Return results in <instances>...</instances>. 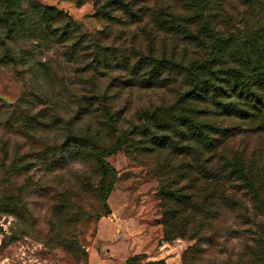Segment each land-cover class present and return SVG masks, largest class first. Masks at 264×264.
I'll return each mask as SVG.
<instances>
[{"label": "rangeland", "instance_id": "rangeland-1", "mask_svg": "<svg viewBox=\"0 0 264 264\" xmlns=\"http://www.w3.org/2000/svg\"><path fill=\"white\" fill-rule=\"evenodd\" d=\"M31 2L68 14L91 42L74 46L60 24L32 16L19 39L0 25V264H264V176L256 182L259 210L246 196L249 213L222 206L198 249L190 235L163 240L159 194L180 171L179 158L153 143L154 125L140 129L142 112L170 109V116L184 105L204 118L208 111L200 98L179 101L191 89L184 75L163 70L159 86L142 89L130 69L151 53L175 54L188 67L208 59L205 44L184 36L207 38L213 26L220 35L263 29L264 0ZM173 18L182 24L177 34L167 27ZM99 52L102 63L93 70ZM205 118L220 129L243 126L227 147L248 157L257 152L264 165V130L238 118ZM165 132L176 142L184 133ZM97 156L109 164L105 177ZM165 209L180 207L168 200ZM191 213L177 216L187 231L190 223L179 216Z\"/></svg>", "mask_w": 264, "mask_h": 264}, {"label": "trees", "instance_id": "trees-1", "mask_svg": "<svg viewBox=\"0 0 264 264\" xmlns=\"http://www.w3.org/2000/svg\"><path fill=\"white\" fill-rule=\"evenodd\" d=\"M29 1L31 0H3L0 25L10 39H19L29 33L28 26H25L28 21L32 22V16L47 25L60 24L62 38L69 42L74 37V46H81L84 42L90 44V39L84 34H79V29L68 14L57 8L33 2L29 6ZM213 1L216 0H198V4ZM25 6H29L28 11L23 10ZM167 27L171 28L170 31L175 29L174 33L177 34L182 24L173 18ZM214 28L216 29L213 26L207 30V38L191 32L184 36L189 37L187 39L190 43H202L208 49V59L191 67L176 59L175 54L166 58L155 57L152 53L149 56L142 55L130 67L132 75L139 79L142 89L159 86L155 81L162 79L163 70L184 75L191 84V89L185 92L179 101L186 103L190 99L200 98L207 107L205 111L208 112L202 114L204 118L190 110L189 106H186V109L184 105L180 113L170 116V109H156L152 112L145 110L142 112L144 122L140 127L141 130L147 131L151 124L154 125L153 143L160 147H169L171 154L179 158L180 171L176 172L172 184L167 179L164 187L162 182L159 194L160 207L163 209V240L170 241L179 236L190 235L197 240L193 250L198 249V244L207 240L204 231L210 218L218 214L222 206L249 213L250 208H247L242 199L246 196L253 206L251 209L259 210L256 182L260 176H264V165H258L257 160L260 157L257 152L248 157L243 151L231 148L232 151L227 147L228 139H233L238 131L242 132V129H245L243 126L234 124L229 128L220 129L217 125L206 122L205 118L208 115H219L223 119L238 118L249 122V129L253 131L264 130V28L250 30L243 35L241 31L237 34L220 35L215 33ZM238 43L243 47L237 46ZM251 44L259 50L254 59L249 52ZM88 48L85 46L84 50ZM101 56L99 52L92 59L93 70L102 63ZM92 82L88 79L85 83ZM94 96L102 97L98 93ZM103 106L104 110L108 111L105 105ZM175 129L184 132L178 142L172 140L165 132ZM82 139L85 138L80 137V142ZM96 160L102 165L105 177L109 173V164L99 156ZM183 181L185 184L182 185ZM172 185L176 188L170 190ZM168 200L180 207L177 213L165 209ZM262 207L264 208V205ZM188 209L192 213L186 219L179 216L183 224L190 223V230L187 231L185 229L188 228L177 223V216Z\"/></svg>", "mask_w": 264, "mask_h": 264}]
</instances>
